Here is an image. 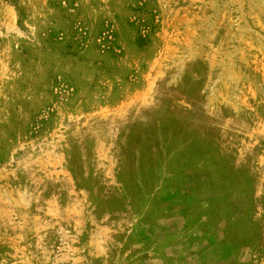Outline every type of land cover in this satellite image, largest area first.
<instances>
[{
    "label": "rangeland",
    "instance_id": "obj_1",
    "mask_svg": "<svg viewBox=\"0 0 264 264\" xmlns=\"http://www.w3.org/2000/svg\"><path fill=\"white\" fill-rule=\"evenodd\" d=\"M0 264H264V0H0Z\"/></svg>",
    "mask_w": 264,
    "mask_h": 264
}]
</instances>
